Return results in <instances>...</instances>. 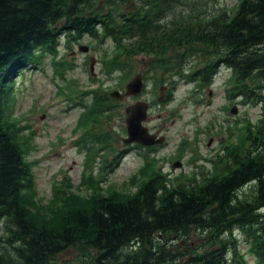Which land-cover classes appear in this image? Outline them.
<instances>
[{"label": "trees", "instance_id": "obj_1", "mask_svg": "<svg viewBox=\"0 0 264 264\" xmlns=\"http://www.w3.org/2000/svg\"><path fill=\"white\" fill-rule=\"evenodd\" d=\"M139 1L125 13L101 11L96 0H0V264H61L68 251L77 254V264H249V257L264 264V0H237L233 15L212 19L185 11L173 17L185 0ZM164 18L171 19L168 27ZM62 33L75 41L113 42L119 54L105 61L109 73L124 68L129 76L122 57L154 54L153 71L182 79L185 56V81L209 88L223 66L231 72L228 95L262 106L259 123L240 128L241 143L226 147L227 154L212 162L216 173L200 182L169 179L149 161L132 178L133 192L110 185L102 193L103 180L89 174L87 196L58 182L50 207H38L34 164L19 139L23 128L10 118L12 79L55 56ZM184 45L188 51L173 65L168 52L178 58ZM194 58L206 63L187 73ZM175 89L170 83L167 102ZM85 94L92 97L80 103L77 144L94 156L114 153L106 145L109 132L98 125L120 104L102 89ZM249 185L252 193L240 195ZM195 240L200 243L193 247Z\"/></svg>", "mask_w": 264, "mask_h": 264}, {"label": "rangeland", "instance_id": "obj_2", "mask_svg": "<svg viewBox=\"0 0 264 264\" xmlns=\"http://www.w3.org/2000/svg\"><path fill=\"white\" fill-rule=\"evenodd\" d=\"M96 1L101 11L119 8L125 13L136 10L137 4L141 3L139 0ZM184 2L188 5H185L184 10L179 5L172 13L173 17L181 11L208 19L223 12L233 15L237 4V0ZM170 18H164L163 25L168 27L166 23ZM178 20L185 23V17ZM82 46L87 47L88 51L82 52ZM115 48L110 40L101 43L84 36L75 41L62 33L55 56L47 55L36 66L19 72L12 79L14 84L9 101L10 118L17 122V128H23L19 139L22 144L26 142L27 160L34 164L38 207H50L53 189L58 182L66 181L73 187L72 192L87 196L90 192L83 187V183L89 174L95 179L103 180L102 193L109 190L110 185L116 189L133 192L136 190L133 184L137 182L132 177L140 173V169L152 159H156L152 161L168 178L185 183H188L190 178H196L200 182L204 177H212L216 173L211 160L218 161L219 157L227 154L226 147L231 149L241 143L244 137L240 128L247 123L257 127L259 123L261 106L243 105L242 97L232 99L228 95L231 72L227 68H218L213 85L209 88H200L198 82L187 83L185 66L184 76L181 80L177 79V83L173 75L153 71L151 66L154 54L151 57L146 56L147 54L122 57L123 65H130L129 76L124 72V68L114 69L109 73L107 67L110 68V65L106 67L105 61L119 54L114 51ZM182 49L177 52L178 58L175 52H168V57H174L170 61L173 65L178 63L183 52L188 51L184 46ZM183 58L185 65V56ZM205 63L204 58H194L187 66V73L193 71V68H202ZM61 70L64 77L60 75ZM137 74L144 75L146 88L143 93L118 100L119 112L116 108L117 113L108 114L98 125L100 131L109 132L111 142L106 140V145L112 144L114 153L105 150L94 156L82 149V146L77 144L83 135V129L78 130V122L84 112L80 103H91L92 97L85 93L102 89L110 95L114 91L125 94L127 85ZM159 81H165V84L158 86ZM173 81L176 84L174 99L167 104L158 102L160 86L167 85L169 88ZM138 101L150 104L145 127L158 137L165 138V144L158 146L160 148L155 151H148V148H139L136 145L127 146L123 142L127 137L125 109ZM234 106L238 107L237 115L230 112ZM99 146L101 147L97 145L96 148L99 149ZM180 151L183 152L179 154ZM116 155L118 160H114ZM176 162L182 165L174 168ZM147 174L148 171L145 170V175ZM244 193H252L251 185L239 192L240 195ZM239 239L244 244V252V238L240 236ZM199 243L196 241L193 247ZM77 258L74 251H68L61 256L60 263L77 264ZM247 260L249 264H255L254 258L249 257Z\"/></svg>", "mask_w": 264, "mask_h": 264}, {"label": "water", "instance_id": "obj_3", "mask_svg": "<svg viewBox=\"0 0 264 264\" xmlns=\"http://www.w3.org/2000/svg\"><path fill=\"white\" fill-rule=\"evenodd\" d=\"M80 50L83 52H87V47H80ZM144 89V81L143 76L141 74L136 75V77L129 82L126 87V93L121 94L119 91H114L111 94V97L117 100H122L125 96H137L143 92ZM166 87H161V94L159 97V102H163L167 98V94L165 93ZM149 105L146 102H138L136 104L130 105L126 108V123H127V133L128 137L124 140L125 144H133L138 143L145 147H150L156 144L164 143V138L157 139L156 135H152L148 128L144 126V122L148 116ZM231 112L233 114L238 113V108L234 107ZM176 167L181 166V164H176Z\"/></svg>", "mask_w": 264, "mask_h": 264}, {"label": "flooded vegetation", "instance_id": "obj_4", "mask_svg": "<svg viewBox=\"0 0 264 264\" xmlns=\"http://www.w3.org/2000/svg\"><path fill=\"white\" fill-rule=\"evenodd\" d=\"M184 48H185V45H184Z\"/></svg>", "mask_w": 264, "mask_h": 264}]
</instances>
